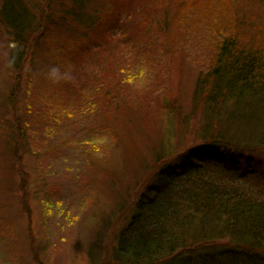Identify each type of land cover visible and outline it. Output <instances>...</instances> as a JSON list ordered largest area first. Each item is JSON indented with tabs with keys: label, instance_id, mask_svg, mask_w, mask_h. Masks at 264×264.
<instances>
[{
	"label": "rangeland",
	"instance_id": "374dc122",
	"mask_svg": "<svg viewBox=\"0 0 264 264\" xmlns=\"http://www.w3.org/2000/svg\"><path fill=\"white\" fill-rule=\"evenodd\" d=\"M22 1L36 23L17 70L0 24V264H91L96 241L101 264L156 160L202 138L205 110L193 95L219 45L201 36L213 12L192 30L164 24L149 0H103L104 19L84 30L59 22L67 0ZM248 163L264 171V154Z\"/></svg>",
	"mask_w": 264,
	"mask_h": 264
},
{
	"label": "trees",
	"instance_id": "16d2710c",
	"mask_svg": "<svg viewBox=\"0 0 264 264\" xmlns=\"http://www.w3.org/2000/svg\"><path fill=\"white\" fill-rule=\"evenodd\" d=\"M67 1L70 7L61 1L58 6L63 25L68 18L83 22L85 30L98 24V16L104 19L103 0ZM212 1L211 7L191 5V0H149L151 8L161 5L164 24L173 21L185 29L196 30L209 9L213 12L201 36L209 42L217 37L219 45L193 95L204 106L205 126L199 143L156 160L125 226L107 242L109 261L101 264H264V171L248 163L249 157L264 154V0ZM1 4L0 24L16 44L9 62L17 70L16 52L27 55L36 19L22 0ZM225 6L229 10L222 12ZM149 22L140 23L148 33L155 26ZM221 35L226 36L221 40ZM30 64L29 77L38 68ZM24 127L28 132L30 126ZM100 242L90 249L91 264L99 260Z\"/></svg>",
	"mask_w": 264,
	"mask_h": 264
}]
</instances>
